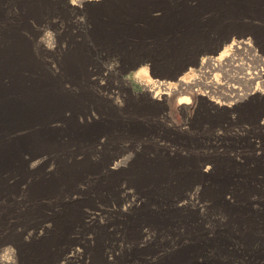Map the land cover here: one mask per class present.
Listing matches in <instances>:
<instances>
[{
  "label": "rangeland",
  "instance_id": "374dc122",
  "mask_svg": "<svg viewBox=\"0 0 264 264\" xmlns=\"http://www.w3.org/2000/svg\"><path fill=\"white\" fill-rule=\"evenodd\" d=\"M20 1L0 0V31H18L36 64L64 81L59 90L86 97L76 117L83 129L99 123L103 128L113 120L125 126L126 132L103 128L101 135L78 144L61 139L68 166L94 171L85 175L70 196L41 203L24 200L32 177L56 170V153L25 178L4 175L3 181L17 195L5 202L12 218L0 226V237L9 247L3 255L12 259L11 237L18 235L33 251L50 239L53 220L69 209L79 220L63 245L51 248L58 264H97L91 248L99 247H106L111 264L128 259L161 264L177 250L188 251L191 263L197 264H264V83L256 79L232 82L230 95L239 89L242 96L220 100L193 99L190 88L188 92L183 89L184 94L177 88L179 79L190 82L206 58L220 56L239 38L251 39L249 43L257 48L237 57L241 63L261 65L252 55L264 58V0H35L39 8L30 15ZM4 33L1 41L7 38ZM76 49L88 58L83 89L64 78V62ZM162 80L167 82L164 88L158 86ZM163 92L169 94V102L157 104L163 101ZM244 93L248 97L242 98ZM183 97H189L188 104H179ZM63 114L64 118L52 123L61 130L72 117L71 109ZM38 129L35 124L15 134L30 136ZM206 166L211 169L204 172ZM217 166L229 168L232 176L225 180L224 198L229 205L214 201L219 194L214 184ZM161 168L170 169L163 187L135 186L130 172L143 175ZM189 175L197 177L193 184L181 185ZM28 202L40 204L41 209L32 221L23 223L18 217ZM144 214L170 223L159 231L150 230L151 225L139 230L141 223L133 221ZM182 218L193 221L180 223ZM148 230L147 240L144 233ZM75 249L79 253L66 261ZM32 256L34 264L37 259Z\"/></svg>",
  "mask_w": 264,
  "mask_h": 264
},
{
  "label": "bare ground",
  "instance_id": "6f19581e",
  "mask_svg": "<svg viewBox=\"0 0 264 264\" xmlns=\"http://www.w3.org/2000/svg\"><path fill=\"white\" fill-rule=\"evenodd\" d=\"M21 1H24V3L27 5L26 8L30 11L29 15L31 14V12L33 13V11L36 8H39V4L35 0H21ZM88 1L89 0H81L80 3H84ZM17 32H15L14 30H8V32L6 33L0 31L1 35L4 33V35L7 37L5 41H1L0 39V226L3 225L6 222V220H8L11 217L10 215L12 214L10 213V207L6 208L5 202L6 203L9 202V200H11L10 198L13 199V197H16L17 195V193L15 192V188L12 189V185L5 183L4 182L5 180L3 181L4 175L9 174L12 176L15 175L17 177L25 178L26 176H29L31 172L37 168V166H40V164H42L43 162H46L48 160L47 156L49 154L51 155V153H56L55 158L57 159V161H59L58 162L59 164L56 166V170L54 169L53 171L45 172L44 174L40 175L38 178L32 177L33 179L27 182L28 186H27V190L25 194L26 198L24 200L39 203L40 201L44 199L50 200L53 197H57L58 199V198H63L65 196H70L71 190L83 180L85 175L91 174L94 171L90 169L89 167L90 165L88 166L89 168H86V169L80 168L78 165H76L75 167L68 166L65 161L66 156H64L63 154L65 153L66 150H64V147L61 144V139L64 137H67L72 142V144L73 143L78 144L79 141L83 142L84 140L88 139L89 137H92L93 135L94 136L101 135V133H103V128L105 130L109 128L110 129L117 128L116 130H119L120 128L123 129V127H125L121 125L120 122L118 123L112 120V121H109L107 126H104L103 128L101 127L102 125H100L99 123L95 125L93 128L83 129L82 124L80 123V121H78V118L76 117H77V114L79 113L80 108H82L83 102L86 101V97H83L82 95L69 96V95H66L61 89L59 90L60 86L64 84V81L60 79L59 80L55 79L53 76L46 73V71L43 68L39 67L36 64V61L34 58L35 56L33 57L30 53L31 48L29 44L26 42V39H22V37L18 36ZM249 40L251 39L247 38L246 40H242L239 38V40L233 43L231 42L228 45V49L223 51L220 56L206 58L203 61V63H201L202 65L199 67L198 73L196 72L197 74L192 75L190 82H186L184 81L183 78H181L178 80L179 87L177 88L181 89V91L183 89H186L187 87L190 88V92L192 90L193 94L189 93V95L191 94L192 95L191 97L193 99L194 98L197 99V97H200V98H207L211 100H213L214 98H218L220 100V99H224V97L228 98V97H234L236 95L242 96L243 92L239 89L235 90V92L237 91V93L235 95L233 94L234 96L230 95L231 91L234 90V88H232V84H233L232 82H235V81L244 82V81H249L250 79H256L258 80V83H264V58L263 57H261L258 54L252 53L253 58L256 59L257 61H260L261 65L257 67L248 66L245 62L241 63V60L237 58L243 53H246L248 51H255L257 49V48L254 49V47H252L253 45L249 43ZM229 51L230 53L228 54L227 52ZM87 61H88V58H86L83 55V52L79 51V49H76V53L73 54L70 58H67V60L64 62L65 81H67V79H70L72 82L71 83L72 85H75L78 88L82 87L83 89L84 87L83 82L85 81V77L83 74L85 73V68H86V66L84 65L86 64ZM241 69L244 71L240 72ZM33 74L36 77H34ZM164 84L167 85V82H164L162 80V81H159L158 86H163L164 88L166 87L164 86ZM146 89L150 91L149 87H147ZM167 90L168 88L166 89V91ZM171 91L173 90L171 89ZM184 91H182L181 94L186 93ZM247 93L246 94L244 93L245 95L243 94L242 98L248 97ZM164 94L166 95L164 96L162 94L163 101L160 100V102H156L157 99L154 101L157 104L158 103L163 104L164 101L168 103L170 99L168 98L169 94L166 92ZM107 98L109 99V97ZM178 102L179 104H188L189 97L180 98ZM215 102L217 103V101ZM68 108L71 109L72 117L71 119L68 120L66 124V128L61 130L57 125H54L52 123L57 122L58 119L60 118H64L63 113L67 111ZM183 108H187V107L183 106ZM226 111H229V109ZM133 122L135 123V121ZM35 124L39 125V129L36 131L34 135L28 136V135H22V134L21 135L15 134L16 131L31 128ZM124 132L126 131L124 130ZM205 168L206 169L204 172H207L211 169L210 166H206ZM228 169L221 168V167H218L215 169L216 182L214 184H215V188L219 192V194H217V199L214 200L216 204L219 203L221 205L222 204L229 205L226 198H224V194L226 193L225 192V180H227V178L229 179L232 177L230 176L231 174L229 175ZM248 169H251V168H248ZM254 169L255 168H253V171ZM169 170H170L169 168H161L152 173L143 174V175L138 174L137 170H134L133 172H130V173H131V177L132 176L134 177L133 180L135 181L134 182L135 186H136V183H138L140 185L141 184L145 185L144 187L149 186L151 189H154V188L157 189V188L163 187L164 183H166L167 181L166 178H168ZM198 171H200V169H197V172ZM240 173H242V171ZM195 176L196 175H189L188 178L183 181L184 183H181V185L186 186V187L187 185H192L194 181L193 178H197ZM248 181L250 182V180ZM125 183H127V181ZM39 205L40 204L33 205V203L28 205L27 207H25L24 205L25 208L20 210L21 214L18 217V220H22L24 223L25 219L26 220L34 219V217H36V215L40 212L41 208H39ZM239 218L241 217L239 216ZM248 218L249 217H247V219ZM188 219L182 218L180 219L181 221L179 222L182 223L183 221L187 220L189 223L190 221H193L190 218ZM78 220L79 219L76 213L74 212V210L65 209V211L59 215V217L53 220V225H52L53 234H51L50 239L47 238V241L41 243V245L37 246L33 251L30 250V246L26 245V240L22 236L20 237V235L17 234L19 236L18 238H16V236L11 237L12 239L10 243H12L11 245H13L15 248V251L11 252L12 259L7 257L6 255H3L2 252L9 250V247L5 245L7 243V240H3L0 237L1 238L0 239V264H31L32 259H33L32 255H34V257L37 259L34 264H51V263L58 264L57 259H55L57 258L55 257V252H53L51 248L52 249L57 248L58 246L62 244L64 240H66L67 234L73 231L72 228L76 225V222ZM133 222L135 225L136 223H141V226L137 224L139 226V230H141L145 226H148L149 228V226L151 225L152 228L150 227L149 229L150 230L155 229V231H159L160 228H164V225L167 226V224L170 223L168 219L166 220L165 218L154 216V215H145V216L142 215L134 219ZM131 230L133 231L132 228ZM148 232L144 233L147 240L150 234V232L149 233ZM245 233L246 231L244 232V234ZM236 238L238 237H235V239ZM254 240H257V239H254ZM143 242H145V240ZM243 242L244 241H242V243ZM219 243H224V242L221 241ZM244 246H245V243H244ZM139 248H141V245H138V249ZM91 251H92L93 260L97 264H111L112 263V261L110 260L111 257H109L110 255L107 254L106 247H101V248L99 247L95 250L91 248ZM71 252H72L71 256L65 257L66 261L70 260L73 255L76 256L79 253L77 249L72 250ZM53 257H54V260L50 262V260ZM114 258H116L115 255H114ZM189 258L190 256H189L188 251L177 250L171 256L166 257L165 260L161 264H197L195 261L191 263V260H189ZM59 264H63V263L61 262ZM123 264H139V263H137L136 261L133 262L132 260L128 259Z\"/></svg>",
  "mask_w": 264,
  "mask_h": 264
},
{
  "label": "water",
  "instance_id": "95a60500",
  "mask_svg": "<svg viewBox=\"0 0 264 264\" xmlns=\"http://www.w3.org/2000/svg\"><path fill=\"white\" fill-rule=\"evenodd\" d=\"M178 76V75H177Z\"/></svg>",
  "mask_w": 264,
  "mask_h": 264
}]
</instances>
